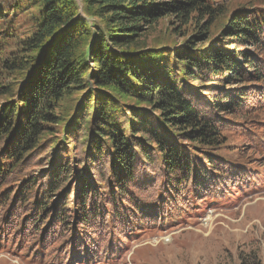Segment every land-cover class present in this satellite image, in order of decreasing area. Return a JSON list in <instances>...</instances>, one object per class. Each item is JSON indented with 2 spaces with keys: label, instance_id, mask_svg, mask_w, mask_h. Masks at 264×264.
Listing matches in <instances>:
<instances>
[{
  "label": "trees",
  "instance_id": "1",
  "mask_svg": "<svg viewBox=\"0 0 264 264\" xmlns=\"http://www.w3.org/2000/svg\"><path fill=\"white\" fill-rule=\"evenodd\" d=\"M218 1L0 7L8 209H27L42 238L60 228L79 257L92 256V230L136 233L162 220L181 190L221 193L239 171L224 159L229 130L264 96V0ZM238 259L264 264L256 249Z\"/></svg>",
  "mask_w": 264,
  "mask_h": 264
},
{
  "label": "rangeland",
  "instance_id": "2",
  "mask_svg": "<svg viewBox=\"0 0 264 264\" xmlns=\"http://www.w3.org/2000/svg\"><path fill=\"white\" fill-rule=\"evenodd\" d=\"M9 1L0 0V7ZM256 104L247 120L229 130L224 159L238 163L239 171L224 179L221 193L181 190L162 220L136 233L92 230V256L78 259L80 264H239V253L250 249L264 258V96ZM159 188L157 180L147 192L155 196ZM7 200L0 199V264H76L60 228L42 238V223L29 222L34 217L27 209H8Z\"/></svg>",
  "mask_w": 264,
  "mask_h": 264
}]
</instances>
